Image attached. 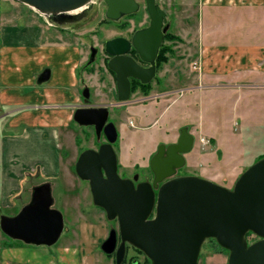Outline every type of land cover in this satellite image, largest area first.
Returning a JSON list of instances; mask_svg holds the SVG:
<instances>
[{
  "label": "rangeland",
  "instance_id": "374dc122",
  "mask_svg": "<svg viewBox=\"0 0 264 264\" xmlns=\"http://www.w3.org/2000/svg\"><path fill=\"white\" fill-rule=\"evenodd\" d=\"M156 1L168 13L169 33L179 39L166 43L172 49L169 62L161 64L149 89L132 81L131 98L121 107L112 96L114 79L108 75L103 62L107 40L115 37L130 39L136 30L150 23L145 0H137L141 5L138 13L117 23L106 18L104 0H96L91 10L92 18L65 25L69 31L61 30L64 36L76 35L78 44L88 56L92 47L98 49L94 64L87 63L79 70L80 85L89 87L91 104H105L110 108L109 121L119 129V140L114 149L122 178L139 174V180L151 179V157L164 142L176 143L181 129L188 127L195 143L192 151L185 154L187 163L177 176L203 177L232 189L239 177L264 156V89L251 90L253 87L243 84L240 79L231 90L227 87L206 90L205 83L200 80V69L194 64L199 63V57H223L218 51L222 46L233 50L240 46L244 52L263 48L264 7L218 6L217 3L206 6L200 0V3L198 0ZM263 76L256 77V82L263 85ZM203 113L219 117L220 124L214 120L209 125L201 124ZM66 132L63 173L52 191L54 208L64 215L65 231L57 244L40 246L42 248L32 245V249H44L47 256L56 258L58 252L69 256L72 252H68L77 248L79 258L85 263L116 264L115 254H105L101 246L111 228L118 230V223L110 222L104 210L95 206L89 183L82 181L73 170L83 151L97 149L106 138H96L92 127L79 126L77 130ZM167 132L171 136L167 137ZM0 239L3 245L8 239L1 230ZM257 239L253 234L247 238L249 243ZM228 256L215 240L209 239L203 246L199 264H225ZM134 261L147 263L144 254L127 246L123 264Z\"/></svg>",
  "mask_w": 264,
  "mask_h": 264
},
{
  "label": "water",
  "instance_id": "95a60500",
  "mask_svg": "<svg viewBox=\"0 0 264 264\" xmlns=\"http://www.w3.org/2000/svg\"><path fill=\"white\" fill-rule=\"evenodd\" d=\"M45 16L58 26L82 21L94 8L95 0H16ZM106 18L118 22L136 14L137 0H104ZM81 13L72 15L73 12ZM150 24L137 30L131 39L115 37L106 41V52L112 56L108 67L116 74L119 102L131 98V79L143 85L157 76V59L169 28L168 13L156 0H146ZM135 50L139 65L130 55ZM98 49L92 48L90 63ZM50 78L45 71L39 82ZM83 96L89 102L86 88ZM107 106L84 105L74 115L82 127H94L106 143L98 150L83 151L76 163V174L90 185L94 204L105 210L110 221L118 220L121 243L116 230L110 232L101 248L115 253L116 264H123L127 245L140 250L151 264H199L201 250L209 239L230 252L228 264H264V158L250 166L236 181L233 189L198 176H177L186 165L185 154L191 152L195 138L187 127L182 128L177 143L161 144L150 167L153 182L122 178L114 149L119 132L109 122ZM52 185L36 186L31 201L15 216H0V229L10 239L27 245L51 247L58 243L65 230L62 212L54 208ZM257 241L249 243L248 234Z\"/></svg>",
  "mask_w": 264,
  "mask_h": 264
},
{
  "label": "crops",
  "instance_id": "0c3cea01",
  "mask_svg": "<svg viewBox=\"0 0 264 264\" xmlns=\"http://www.w3.org/2000/svg\"><path fill=\"white\" fill-rule=\"evenodd\" d=\"M200 2L206 6L217 3L264 7V0ZM61 30L69 31L50 25L29 6L0 0V216L16 215L30 202L36 186L50 183L53 191L54 183L61 180L63 173L62 152L65 156L67 153L64 135L67 130L79 128L74 119L84 102L79 70L89 56L78 44L76 35L67 37ZM242 48L222 46L218 51L223 57H199L200 80L206 90L225 87L231 90L240 79L253 87L251 90L264 89V84L256 82V77L264 75V47L247 52L241 51ZM47 70L49 80L40 83L39 78ZM203 114L201 124H212V120L220 124L219 117ZM167 133V137L171 136ZM0 242V264H88L79 258L77 248L66 250L72 255L58 252L54 258L47 256L44 249L16 244L9 238L4 245L1 239Z\"/></svg>",
  "mask_w": 264,
  "mask_h": 264
},
{
  "label": "flooded vegetation",
  "instance_id": "af4514ba",
  "mask_svg": "<svg viewBox=\"0 0 264 264\" xmlns=\"http://www.w3.org/2000/svg\"><path fill=\"white\" fill-rule=\"evenodd\" d=\"M146 1V0H145ZM105 2V1H104ZM106 4V3H105ZM107 7V6H106ZM147 12V11H146ZM148 13V12H147ZM92 14H93V11H91L90 12V14L86 17V18H84L82 21H84V20H87V19H89V18H92ZM73 15V14H72ZM105 15H106V13H105ZM149 15V14H148ZM150 19V18H149ZM82 21H79V22H82ZM78 23V22H77ZM150 24V23H149ZM149 24L147 25V26H144V27H142V28H146V27H148L149 26ZM169 26V25H168ZM141 28V29H142ZM139 30V29H138ZM169 34V28H168V30H167V33H166V35H165V38H164V41H163V44H164V42H165V39H166V37H167V35ZM131 37H133V35L131 36ZM131 39V38H130ZM163 44H162V47H163ZM106 45V44H105ZM161 47V48H162ZM93 48V47H92ZM91 51H92V49H91ZM104 51H105V54H106V58L105 59H103V62H104V64L106 65V70H107V73H108V75H110L111 77H112V79H114V84H115V87H114V89L112 90V96H113V98H114V100H116L117 101V103L119 104V102H118V100L114 97V92L117 90V77H116V74L113 72V71H111L110 69H109V67H108V63H109V61L112 59V56H110L107 52H106V49H105V47H104ZM161 52V51H160ZM91 55V54H90ZM130 55L132 56V58L139 64V65H141V66H143V67H148L149 65L148 64H146V63H144V62H142V60L140 59V57L138 56V54L136 53V51L135 50H132L131 51V53H130ZM160 55V54H159ZM89 59H90V57L88 58V61H87V63H89ZM157 63H158V59H157ZM92 64H94V62L92 63ZM89 65H91V64H89ZM158 65V64H157ZM158 71H159V66H157V74H158ZM157 77V76H156ZM155 80V78L153 79V81ZM132 81H138V80H134V79H131V82ZM152 81V82H153ZM141 85H143L140 81H138ZM151 82V83H152ZM150 83V84H151ZM143 86H146V85H143ZM83 105H90V106H93L94 104H91L90 103V100H89V102L88 103H85V102H83ZM95 106V105H94ZM99 106H106L105 104H101V105H99ZM108 106V105H107ZM171 143H167L166 145L167 146H169ZM100 147V146H99ZM99 147L97 148V149H99ZM158 151V150H157ZM153 175V174H152ZM134 176H135V174L133 175V177L132 178H134ZM153 179H154V175L152 176V178L151 179H148V178H146V179H144V180H138V181H136L135 182V184L137 185L138 183H140V182H142V181H148V182H153ZM113 223L114 222H117L118 223V220H115V221H112ZM112 229H114V228H112ZM117 235H118V246L120 245V243H121V240H120V228H119V223H118V230H117ZM127 246H130V245H127Z\"/></svg>",
  "mask_w": 264,
  "mask_h": 264
},
{
  "label": "trees",
  "instance_id": "16d2710c",
  "mask_svg": "<svg viewBox=\"0 0 264 264\" xmlns=\"http://www.w3.org/2000/svg\"><path fill=\"white\" fill-rule=\"evenodd\" d=\"M134 15H130V16H128V17H133ZM178 40L179 38L178 37H176V36H174V35H172L171 33H169L168 35H167V37H166V39H165V42H164V44H163V47L161 48V52H160V55H159V57H158V66L159 67H161V64H164V63H166V62H169V55L172 53L171 51H172V49H171V45H167L166 43H168V42H171V40L173 41V40ZM136 82V81H135ZM137 84L139 83L138 81L136 82ZM140 84V83H139ZM141 85V84H140ZM141 87L142 88H148L149 89V85H146V86H143V85H141ZM264 156H261L260 158H259V160L260 159H262ZM74 172H75V167H74ZM252 234L250 233V234H248V237H250ZM5 236V235H4ZM214 240V239H213ZM257 241V240H256ZM215 242L217 243V241L215 240ZM255 242V241H254ZM218 244V243H217ZM222 248V247H221ZM136 251L137 252H140L141 254H143L141 251H139V250H137L136 249ZM222 251L224 252V251H226V253L229 255V251L228 250H226V249H223L222 248ZM146 264H151V261L146 257ZM133 264H139L137 261H134V263ZM227 264H228V262H227Z\"/></svg>",
  "mask_w": 264,
  "mask_h": 264
},
{
  "label": "bare ground",
  "instance_id": "6f19581e",
  "mask_svg": "<svg viewBox=\"0 0 264 264\" xmlns=\"http://www.w3.org/2000/svg\"><path fill=\"white\" fill-rule=\"evenodd\" d=\"M81 11H82V10H77V11H75L76 13H75V12H73V13H74V15H76V14H78V13H81Z\"/></svg>",
  "mask_w": 264,
  "mask_h": 264
},
{
  "label": "built area",
  "instance_id": "2783aa9c",
  "mask_svg": "<svg viewBox=\"0 0 264 264\" xmlns=\"http://www.w3.org/2000/svg\"><path fill=\"white\" fill-rule=\"evenodd\" d=\"M195 68H197V63H195Z\"/></svg>",
  "mask_w": 264,
  "mask_h": 264
}]
</instances>
